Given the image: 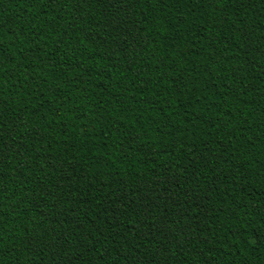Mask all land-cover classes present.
Wrapping results in <instances>:
<instances>
[{
    "label": "trees",
    "instance_id": "trees-1",
    "mask_svg": "<svg viewBox=\"0 0 264 264\" xmlns=\"http://www.w3.org/2000/svg\"><path fill=\"white\" fill-rule=\"evenodd\" d=\"M0 264H264V0H0Z\"/></svg>",
    "mask_w": 264,
    "mask_h": 264
}]
</instances>
